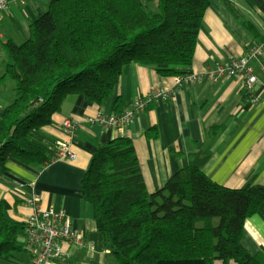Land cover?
I'll return each instance as SVG.
<instances>
[{
	"label": "trees",
	"instance_id": "obj_1",
	"mask_svg": "<svg viewBox=\"0 0 264 264\" xmlns=\"http://www.w3.org/2000/svg\"><path fill=\"white\" fill-rule=\"evenodd\" d=\"M208 8L209 0H53L24 44L5 45L4 77L16 85L0 112V176L10 160L39 169L55 162L58 150L47 151L36 134L52 124L65 96L103 107L130 63L164 77L190 73ZM114 107V116L125 113L119 98ZM82 196L109 264H264L263 253L252 256L241 242L246 220L264 218V186H221L184 158L151 194L134 142L121 137L99 146ZM23 232L2 203L0 260L25 249Z\"/></svg>",
	"mask_w": 264,
	"mask_h": 264
},
{
	"label": "crops",
	"instance_id": "obj_2",
	"mask_svg": "<svg viewBox=\"0 0 264 264\" xmlns=\"http://www.w3.org/2000/svg\"><path fill=\"white\" fill-rule=\"evenodd\" d=\"M52 1L13 0L0 16V81L9 64L5 45L10 41L24 44L30 38V24L48 10ZM263 25L264 0H209L192 71L204 74L216 63L242 58L250 46L261 41ZM251 67L259 80L252 95L242 77L218 82L204 79L200 84L179 87L177 76L164 77L153 67L130 63L123 68L115 94L103 107L81 95L65 96L52 124L36 136L50 152L53 147L57 149L56 143L70 140L63 121H77L79 127L71 147L76 159L57 161L43 169L10 160L8 171L0 176V206L5 203L8 218L24 225L34 211L29 204L32 198L39 200L43 210L65 211L73 229L93 246L80 250L62 243L71 264H109L111 257L104 249L91 205L82 196V181L99 146L121 137L131 139L151 194L161 190L183 167L184 158L191 159L221 186L235 190L248 184L264 186V56L253 61ZM2 88L6 87L0 82V112L14 100V89L12 96ZM159 88L172 91L171 98L152 103L120 130L87 123L88 118L101 112L116 114V98L121 100L120 112H128L137 99ZM254 94L261 97L256 103H252ZM21 242H26L25 232ZM241 242L250 255L264 254L262 216L253 214L246 220ZM30 260L25 246L23 251L1 259L0 264H30Z\"/></svg>",
	"mask_w": 264,
	"mask_h": 264
},
{
	"label": "built area",
	"instance_id": "obj_3",
	"mask_svg": "<svg viewBox=\"0 0 264 264\" xmlns=\"http://www.w3.org/2000/svg\"><path fill=\"white\" fill-rule=\"evenodd\" d=\"M13 0H0V16L8 9ZM261 41L250 46L240 59H232L223 63H216L213 68L204 74L193 71L186 75L177 76L176 83L179 87L200 84L204 79L218 82L223 79L242 77L245 80L246 90L253 94L255 85L259 82L251 67L253 61H259L264 56V25L260 29ZM172 91L165 89H155L144 97H140L134 102L132 111L123 113L120 116L108 115L103 112L95 118H88V124H97L104 129L120 130L139 112L145 111L149 105L158 101H168L172 96ZM257 94L252 97V103L260 100ZM264 98V89H263ZM63 130L70 138L69 142L56 143L57 153L54 161H74L76 154L72 151V142L76 137L79 127L77 121L65 119L62 123ZM37 198L29 200L33 206V213L25 223L26 248L31 255L30 264H50L59 261L61 264H71V256L65 254L61 248L62 243H67L77 249L84 250L93 248L85 240L83 234L73 229L67 213L63 210L48 208L43 210Z\"/></svg>",
	"mask_w": 264,
	"mask_h": 264
},
{
	"label": "rangeland",
	"instance_id": "obj_4",
	"mask_svg": "<svg viewBox=\"0 0 264 264\" xmlns=\"http://www.w3.org/2000/svg\"><path fill=\"white\" fill-rule=\"evenodd\" d=\"M0 75H3V73L0 72ZM2 78H1V81L0 82L3 83L6 88H2L1 91H3V93H5L6 95L9 93V94H11L13 96V89L15 88V85H16L15 81L10 76H7V75L3 79ZM215 220H217V219H213L212 220L213 221L212 222L213 225L216 224ZM218 220H217V222H218ZM198 225H199V222H198Z\"/></svg>",
	"mask_w": 264,
	"mask_h": 264
}]
</instances>
